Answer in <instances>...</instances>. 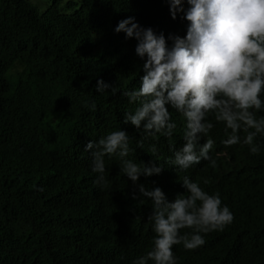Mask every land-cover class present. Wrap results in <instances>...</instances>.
I'll use <instances>...</instances> for the list:
<instances>
[{
    "label": "trees",
    "instance_id": "trees-1",
    "mask_svg": "<svg viewBox=\"0 0 264 264\" xmlns=\"http://www.w3.org/2000/svg\"><path fill=\"white\" fill-rule=\"evenodd\" d=\"M128 17L166 39L186 35L188 22L171 18L168 0H51L44 8L0 0V264H132L151 250V201L132 198L137 186L115 156L105 157L106 184L97 185L85 152L90 140L123 129L134 149L128 159L161 166L184 141V119L171 108V139L145 138L123 123L137 107L123 93L143 75L136 41L115 32ZM98 80L115 94L96 92ZM210 119L216 166L202 160L196 181L218 193L234 219L204 235L203 246L175 245L173 254L177 264H264V148L252 155L243 144L226 147L224 125ZM176 172L164 166L139 183L171 202Z\"/></svg>",
    "mask_w": 264,
    "mask_h": 264
},
{
    "label": "clouds",
    "instance_id": "clouds-1",
    "mask_svg": "<svg viewBox=\"0 0 264 264\" xmlns=\"http://www.w3.org/2000/svg\"><path fill=\"white\" fill-rule=\"evenodd\" d=\"M168 4L173 20L180 15L188 22L184 37L166 39L163 33L142 27L135 17L115 28L136 41L135 54L143 61L139 88L123 93L129 104H137L125 113L123 123L142 131L145 138L171 139L177 124L169 109H174L184 119L183 144L169 150L161 166L128 159L134 149L123 129L85 146L97 185L106 184L105 157L115 156L121 172L137 186L138 195L133 193L132 198L152 203V248L132 264H177L173 246L195 250L205 244L204 235L232 223L234 216L228 206H222L219 194L207 193L196 181L204 161L216 166L210 156L215 144L209 135L215 126L210 117L224 125L227 139L221 143L226 147L243 144L252 155L264 148L257 143L258 137L264 139V115L257 116L264 112V0H168ZM110 89L115 94L109 84L97 81L99 94ZM90 106L96 107L94 102ZM167 146L168 142L161 148L166 151ZM138 147H143L142 141ZM150 151L157 153L155 144ZM164 166L180 176L171 202L161 188L139 183L141 177L159 175ZM183 229L192 231L182 233Z\"/></svg>",
    "mask_w": 264,
    "mask_h": 264
},
{
    "label": "rangeland",
    "instance_id": "rangeland-1",
    "mask_svg": "<svg viewBox=\"0 0 264 264\" xmlns=\"http://www.w3.org/2000/svg\"><path fill=\"white\" fill-rule=\"evenodd\" d=\"M32 4L39 8H44L47 4H50L51 0H29Z\"/></svg>",
    "mask_w": 264,
    "mask_h": 264
},
{
    "label": "bare ground",
    "instance_id": "bare-ground-1",
    "mask_svg": "<svg viewBox=\"0 0 264 264\" xmlns=\"http://www.w3.org/2000/svg\"><path fill=\"white\" fill-rule=\"evenodd\" d=\"M215 177V176H214ZM214 182V181H213ZM209 183V182H208ZM208 185V184H207ZM213 187V186H212ZM214 189V188H213Z\"/></svg>",
    "mask_w": 264,
    "mask_h": 264
}]
</instances>
